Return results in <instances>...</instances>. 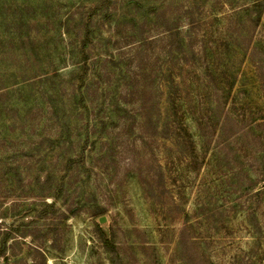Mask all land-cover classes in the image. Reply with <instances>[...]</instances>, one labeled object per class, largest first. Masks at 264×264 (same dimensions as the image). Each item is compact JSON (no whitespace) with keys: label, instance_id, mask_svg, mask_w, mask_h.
<instances>
[{"label":"rangeland","instance_id":"rangeland-1","mask_svg":"<svg viewBox=\"0 0 264 264\" xmlns=\"http://www.w3.org/2000/svg\"><path fill=\"white\" fill-rule=\"evenodd\" d=\"M3 238L0 264H264V0H0Z\"/></svg>","mask_w":264,"mask_h":264},{"label":"trees","instance_id":"trees-1","mask_svg":"<svg viewBox=\"0 0 264 264\" xmlns=\"http://www.w3.org/2000/svg\"><path fill=\"white\" fill-rule=\"evenodd\" d=\"M104 3H109V0H104ZM176 35H177V37H178V33H176ZM175 36H174V33H173V38H171V41L174 43V44H176L175 42H178L177 40H175ZM89 41H91V38H90V34H89V32H88V30L86 31V34H85V38H84V41H83V46H85L86 45V43L87 42H89ZM180 44V43H179ZM168 46H171V43H168ZM167 45H166V47H168ZM181 47V46H180ZM181 50V49H180ZM169 51V50H168ZM170 54H172L173 55V52L172 51H170ZM112 62H114V63H117L115 60H111ZM113 74H114V76L115 77H117V78H123V79H125V80H129V76L131 75L129 72L130 71H125V70H123V71H121V67H120V64H113ZM114 77V78H115ZM109 80V79H108ZM126 83H128V82H126ZM135 89V88H134ZM134 89H132V90H134ZM106 91H108V90H105V92ZM116 94H120V95H123L121 92H115ZM104 103V105H106V101H104L103 102ZM102 103V104H103ZM121 103H122V105H120L119 104V102H117L116 101V103H115V105L113 106L114 107V109L116 110V111H119V112H128V109L126 108V106H125V102L124 101H121ZM66 109V108H65ZM112 111H113V109H112ZM102 122V124H105V120H102L101 121ZM72 144H74L73 142H72ZM75 146V145H74ZM84 152L82 151V152H76V150H75V152L74 153H72V152H70L67 156V158H66V160H65V162H66V164H64L63 166H64V171H63V174L61 175V176H59L58 177V173H54L55 175H57V177H55L52 173V175L50 176V180H55V179H60V185H55V187H54V189L52 190V191H54V192H52L53 194H54V199H55V201H53V202H51V203H49L53 208L58 204V200L57 199H61L62 201H63V204L65 205V202H67L68 204H73V202H74V200H75V198H74V196L72 197L71 196V194H69V193H67V192H65L64 193V191H65V189H67V188H64V186H65V183H66V178L67 179H69L71 176H73L75 173H78L77 171H76V167L80 164V163H82V160H83V158H84ZM74 167V168H73ZM71 168H73L74 169V173H73V175L71 174V172H72V169ZM93 168V167H92ZM93 169H90L89 170V174H90V172L92 171ZM72 180H73V182H75V181H78L79 180V177H76V178H72ZM58 182H59V180H58ZM70 185H71V183H70ZM69 185V186H70ZM65 201V202H64ZM70 211V210H69ZM97 216L98 215H100V213H98V214H96ZM69 217V216H68ZM8 240H7V238H3V240L1 241V243H0V256H2V255H5V253H6V251L8 250V242H7ZM44 264L43 262H39V261H37V260H35V261H33L31 264Z\"/></svg>","mask_w":264,"mask_h":264},{"label":"water","instance_id":"water-1","mask_svg":"<svg viewBox=\"0 0 264 264\" xmlns=\"http://www.w3.org/2000/svg\"><path fill=\"white\" fill-rule=\"evenodd\" d=\"M99 221H100V222H104V221H105V217H104V216L100 217V218H99Z\"/></svg>","mask_w":264,"mask_h":264}]
</instances>
